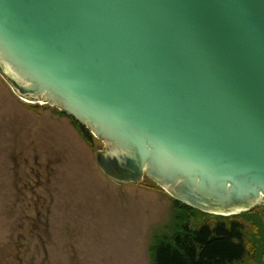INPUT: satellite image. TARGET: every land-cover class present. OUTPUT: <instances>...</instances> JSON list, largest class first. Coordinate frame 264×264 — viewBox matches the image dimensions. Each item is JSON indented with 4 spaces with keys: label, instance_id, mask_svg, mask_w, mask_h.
<instances>
[{
    "label": "water",
    "instance_id": "95a60500",
    "mask_svg": "<svg viewBox=\"0 0 264 264\" xmlns=\"http://www.w3.org/2000/svg\"><path fill=\"white\" fill-rule=\"evenodd\" d=\"M0 73L106 144L114 182L264 207V0H0Z\"/></svg>",
    "mask_w": 264,
    "mask_h": 264
},
{
    "label": "rangeland",
    "instance_id": "374dc122",
    "mask_svg": "<svg viewBox=\"0 0 264 264\" xmlns=\"http://www.w3.org/2000/svg\"><path fill=\"white\" fill-rule=\"evenodd\" d=\"M26 100L39 102L0 73V264H154L176 230L173 198L149 179L114 182L98 164L106 144Z\"/></svg>",
    "mask_w": 264,
    "mask_h": 264
},
{
    "label": "trees",
    "instance_id": "16d2710c",
    "mask_svg": "<svg viewBox=\"0 0 264 264\" xmlns=\"http://www.w3.org/2000/svg\"><path fill=\"white\" fill-rule=\"evenodd\" d=\"M68 118L93 145L91 132ZM150 182L152 189L161 190ZM173 204L180 213L176 230L156 245L154 264H245L249 259L264 264V207L224 217L203 213L174 199Z\"/></svg>",
    "mask_w": 264,
    "mask_h": 264
},
{
    "label": "bare ground",
    "instance_id": "6f19581e",
    "mask_svg": "<svg viewBox=\"0 0 264 264\" xmlns=\"http://www.w3.org/2000/svg\"><path fill=\"white\" fill-rule=\"evenodd\" d=\"M3 68L5 69V72H6L7 75H9L11 77H14L12 71L7 66H4ZM26 102L32 103V104L45 105V104H43L41 102L35 103V102H29L28 100H26Z\"/></svg>",
    "mask_w": 264,
    "mask_h": 264
}]
</instances>
